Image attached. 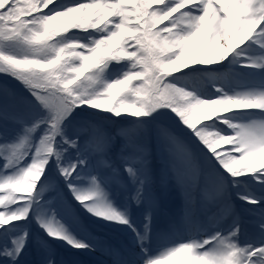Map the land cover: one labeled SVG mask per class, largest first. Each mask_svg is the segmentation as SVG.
Masks as SVG:
<instances>
[{"label": "snow or ice", "instance_id": "snow-or-ice-1", "mask_svg": "<svg viewBox=\"0 0 264 264\" xmlns=\"http://www.w3.org/2000/svg\"><path fill=\"white\" fill-rule=\"evenodd\" d=\"M0 78V264H264V0H0Z\"/></svg>", "mask_w": 264, "mask_h": 264}, {"label": "bare ground", "instance_id": "bare-ground-1", "mask_svg": "<svg viewBox=\"0 0 264 264\" xmlns=\"http://www.w3.org/2000/svg\"><path fill=\"white\" fill-rule=\"evenodd\" d=\"M97 258H99V257H95V258H92V259H97ZM81 259H83L85 261H88L90 258H88V257H81Z\"/></svg>", "mask_w": 264, "mask_h": 264}, {"label": "rangeland", "instance_id": "rangeland-1", "mask_svg": "<svg viewBox=\"0 0 264 264\" xmlns=\"http://www.w3.org/2000/svg\"><path fill=\"white\" fill-rule=\"evenodd\" d=\"M3 78H0V80H2Z\"/></svg>", "mask_w": 264, "mask_h": 264}]
</instances>
